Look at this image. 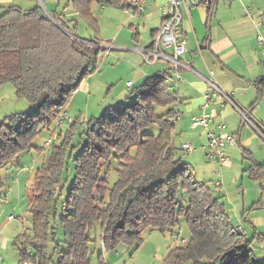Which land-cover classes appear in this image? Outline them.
Segmentation results:
<instances>
[{
	"label": "trees",
	"instance_id": "obj_1",
	"mask_svg": "<svg viewBox=\"0 0 264 264\" xmlns=\"http://www.w3.org/2000/svg\"><path fill=\"white\" fill-rule=\"evenodd\" d=\"M127 1L68 3L78 17L96 25L92 2L125 7ZM211 10L212 6L208 16ZM58 15L48 17L38 7L22 10L13 5L0 13V85L12 84L17 97L32 105L29 112L0 125V171L30 147L38 129L54 123L85 76L96 70L101 51L97 41L79 38L75 21L70 26L63 14ZM169 79L168 73L148 77L132 90V100L90 122L82 148L71 155L74 179L60 214L55 207L67 156L64 145L55 147L36 169L27 198L32 235L23 234L24 243L20 237L14 242L16 247L20 243L18 264L28 256L31 264H47L56 255L52 264H89V233L95 224L100 226L104 250L113 251L119 244L138 248L144 230L172 231L181 218L189 240L170 250L161 264H264L250 240L232 227L220 197L178 163L172 139L175 109L155 112L177 101ZM152 125L157 134L144 133ZM112 158L118 168L110 187L106 171Z\"/></svg>",
	"mask_w": 264,
	"mask_h": 264
},
{
	"label": "crops",
	"instance_id": "obj_2",
	"mask_svg": "<svg viewBox=\"0 0 264 264\" xmlns=\"http://www.w3.org/2000/svg\"><path fill=\"white\" fill-rule=\"evenodd\" d=\"M43 1L45 15L57 17L61 13L63 18L69 21L70 26L74 24L71 20L75 21L76 13L68 0ZM198 1L182 0L181 27L187 43L186 52L182 54L180 61L187 68L179 69L178 80L171 76L170 61L159 59L155 63L147 64L143 54L162 26V9L167 0H147L142 10L125 12L128 15L126 22L127 27L131 29V35L126 37L125 33V41H119L120 43L115 45L124 31L122 29L117 36L108 40L112 46L102 49L135 55L136 61L133 63L128 56L126 57L127 64L136 66L134 79H127L125 82V86L129 89L133 90L142 85L148 77L162 73L170 75L168 84L174 91L177 101L165 108H173L176 113L173 120L175 124L172 133L173 144L181 149L180 146L183 144H190L196 149L195 152L203 154L210 170L209 178L214 180L213 187L207 185L220 197L232 227L235 230L241 229L242 239L250 240L253 253H260V257L255 255L259 261H262L264 260V55L256 37L258 32L264 34V16L262 21H257L263 11L250 13L253 8L249 11L244 8L243 12L242 4L241 7L236 5L237 0H226L229 4L216 0L208 16L209 7L199 4ZM62 3L64 6L59 12ZM10 5L20 7L22 10L39 8L35 0H0V13L5 6ZM143 14L152 16V19H148V23L151 24L149 32L141 34L138 26L131 24V20ZM134 28L137 30L135 31ZM163 53L170 56L171 49L163 48ZM209 81L215 82L222 92L229 93L237 109L248 113L249 121L245 122L237 109L229 102H223L219 94L213 97L214 90L208 86ZM127 82H131V86H127ZM204 112L210 114L207 126L192 127V119ZM219 124L224 125L223 130L217 128ZM209 132L219 136L229 135L234 139V143L225 147L224 163L208 159L206 152L198 149L200 145L206 144ZM259 166L262 168H258ZM3 224L4 222L0 228L6 229V225ZM8 238L1 239L0 236V243L5 245L9 242ZM188 240L189 238L180 239L179 242L177 241V246L174 245L169 251L185 244Z\"/></svg>",
	"mask_w": 264,
	"mask_h": 264
},
{
	"label": "rangeland",
	"instance_id": "obj_3",
	"mask_svg": "<svg viewBox=\"0 0 264 264\" xmlns=\"http://www.w3.org/2000/svg\"><path fill=\"white\" fill-rule=\"evenodd\" d=\"M42 14H45L43 8L44 1L35 0ZM222 2L229 4L226 0ZM237 6L247 8L250 13L263 11L259 20L264 16V0H237ZM64 3L59 8L62 11ZM58 8L57 5H55ZM91 15L96 20V25L89 24L77 15L75 16V33L79 38L86 40H96L101 48L97 55L96 70L86 75L78 89L72 93L66 104L65 110L58 113V118L49 128L38 129L33 139L30 141V147L18 154L11 163L0 171L1 190H0V226L4 222L6 229L0 228L1 239L9 237L5 245L0 243V264H18L20 255L15 240L20 237L23 243L26 237L32 235L31 216L28 213V194L30 184L32 183L36 169L42 165L52 155L55 147L63 149L66 152L64 167L62 170V179L58 185V196L56 197L55 212L60 214L61 203L64 201L69 185L74 179V162L71 155L80 151L85 140V133L93 119L101 117L110 108L117 107L133 99L131 88L125 86L127 79H134L136 66L127 64L130 58L133 63L136 61L135 55L128 53H114V50H107L110 45L109 39L120 34L119 41H125V38L131 35V29L127 27L126 20L128 15L124 7L112 6L92 2L90 5ZM213 10V9H212ZM211 10V12H212ZM241 10V9H240ZM242 12V11H241ZM148 19L152 16L146 14L131 20V24L138 26L141 34L148 33L151 24ZM126 33V37L125 36ZM107 47L106 49H102ZM117 47V46H113ZM12 84L4 83L0 85V125L9 124V118L18 114H24L32 109V105L25 98L17 97ZM167 108H156V114L161 115ZM158 128L155 125L144 130V133L156 135ZM181 147V146H180ZM176 158L179 164H183L193 177L201 183H207L213 187V181L210 177L209 168L203 154L199 152H187L178 147ZM135 152V151H134ZM107 164H105V167ZM109 170L107 172L108 185L111 187L117 180L116 170L118 164L114 158L108 162ZM105 169V168H104ZM105 172V170L103 171ZM211 179V180H210ZM61 194V195H60ZM182 198V194L179 195ZM11 216V220L7 217ZM3 224V225H4ZM57 237L61 238V231H57ZM89 244V264H161L163 257L169 249L180 239L187 240L190 237L189 230L183 218L179 225L172 231L161 233L156 229H146L141 233L142 242L138 248L119 244L115 249L105 251L100 238V226L95 224L91 230ZM1 242V241H0ZM258 252V251H257ZM51 254V253H50ZM259 255L260 253H255ZM58 255L53 256L52 262L57 261ZM24 261L31 264L30 257ZM47 261V264H52Z\"/></svg>",
	"mask_w": 264,
	"mask_h": 264
},
{
	"label": "built area",
	"instance_id": "obj_4",
	"mask_svg": "<svg viewBox=\"0 0 264 264\" xmlns=\"http://www.w3.org/2000/svg\"><path fill=\"white\" fill-rule=\"evenodd\" d=\"M216 0H199L198 3L204 6L210 7L212 6ZM233 1V0H230ZM147 0H128L126 6L124 7L125 12H138L142 10ZM163 13V23L158 32V34L154 37L152 44L148 49L143 51L144 59L147 64L155 63L159 59H166L171 63V71L172 75L175 77V80L179 79V69L181 67H186L181 63L180 58L183 53L186 52V43L187 39L182 30V0H167L166 4L162 9ZM136 31L137 28H134ZM261 52L264 55V34L258 32L256 37ZM163 48H170L171 55L167 56L163 53ZM187 68V67H186ZM127 86H131V82L126 83ZM208 86L213 88L214 96L218 95L222 98L223 102H229L232 107L237 109L235 106L231 95L229 93L222 92L220 88L216 85L215 82L209 81ZM212 97V96H211ZM210 99V97H209ZM206 107V105H205ZM204 107V108H205ZM240 113L242 119L246 122L248 119V113L242 112L237 109ZM210 114L207 112L202 113L200 116L194 117L192 119V127H206L208 124V119ZM218 129L223 130L224 125L219 124L217 126ZM207 142L204 145H200L198 149L206 152V156L208 159H215L220 163H224L226 161L225 155V147L227 144L234 143V139L232 136L221 134L216 135L213 132H209L207 135ZM182 149L191 153L195 152L196 149L190 144H183ZM65 208V204H62L61 209ZM12 217H8V220H11ZM237 233H241L240 228H236ZM23 264H28V262L23 261Z\"/></svg>",
	"mask_w": 264,
	"mask_h": 264
}]
</instances>
